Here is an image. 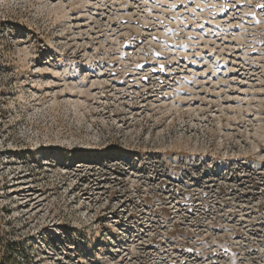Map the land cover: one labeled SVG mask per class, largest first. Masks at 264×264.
<instances>
[{
	"label": "rangeland",
	"instance_id": "374dc122",
	"mask_svg": "<svg viewBox=\"0 0 264 264\" xmlns=\"http://www.w3.org/2000/svg\"><path fill=\"white\" fill-rule=\"evenodd\" d=\"M0 219L20 264H264V0H0Z\"/></svg>",
	"mask_w": 264,
	"mask_h": 264
},
{
	"label": "trees",
	"instance_id": "16d2710c",
	"mask_svg": "<svg viewBox=\"0 0 264 264\" xmlns=\"http://www.w3.org/2000/svg\"><path fill=\"white\" fill-rule=\"evenodd\" d=\"M2 221L0 219V264H20L15 255V249L13 243L10 240H6L8 232H4L1 227Z\"/></svg>",
	"mask_w": 264,
	"mask_h": 264
}]
</instances>
